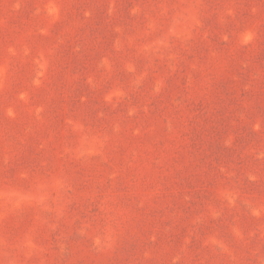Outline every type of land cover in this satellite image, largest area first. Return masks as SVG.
<instances>
[{
  "label": "rangeland",
  "instance_id": "obj_1",
  "mask_svg": "<svg viewBox=\"0 0 264 264\" xmlns=\"http://www.w3.org/2000/svg\"><path fill=\"white\" fill-rule=\"evenodd\" d=\"M0 264H264V0H0Z\"/></svg>",
  "mask_w": 264,
  "mask_h": 264
}]
</instances>
